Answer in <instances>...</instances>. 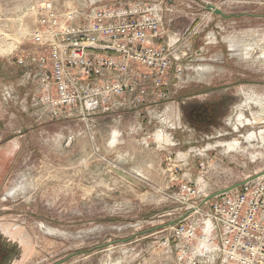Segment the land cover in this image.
Masks as SVG:
<instances>
[{"label":"rangeland","instance_id":"1","mask_svg":"<svg viewBox=\"0 0 264 264\" xmlns=\"http://www.w3.org/2000/svg\"><path fill=\"white\" fill-rule=\"evenodd\" d=\"M38 1L0 0V264H177L167 227L190 209L177 185L196 184L199 203L264 172V137L247 139L264 131V0H51L81 14L149 3L177 50L164 97L116 99L85 116L53 115L37 99V67L17 62L40 49L31 39ZM206 91L233 101L203 136L179 99Z\"/></svg>","mask_w":264,"mask_h":264},{"label":"built area","instance_id":"2","mask_svg":"<svg viewBox=\"0 0 264 264\" xmlns=\"http://www.w3.org/2000/svg\"><path fill=\"white\" fill-rule=\"evenodd\" d=\"M36 12L31 39L40 49L21 53L17 62L37 67V99L53 115L71 108L84 116L109 112L116 99L139 104L166 95L177 50L164 40L161 17L149 3L81 14L60 13L51 0H39ZM177 189L176 199L190 208L167 227L177 264H213L215 253L219 264H264V179L249 178L216 195L206 211V201L193 200L196 184L181 181ZM170 238L160 246H168Z\"/></svg>","mask_w":264,"mask_h":264},{"label":"flooded vegetation","instance_id":"3","mask_svg":"<svg viewBox=\"0 0 264 264\" xmlns=\"http://www.w3.org/2000/svg\"><path fill=\"white\" fill-rule=\"evenodd\" d=\"M210 91L204 92L206 98L193 99L192 94H187L179 100L182 101L183 117L189 128L195 134L207 136L221 126L233 98L223 93L219 97L210 96Z\"/></svg>","mask_w":264,"mask_h":264},{"label":"bare ground","instance_id":"4","mask_svg":"<svg viewBox=\"0 0 264 264\" xmlns=\"http://www.w3.org/2000/svg\"><path fill=\"white\" fill-rule=\"evenodd\" d=\"M253 107H254V105H253ZM261 109V108H260ZM252 111V110H251ZM261 112V111H260ZM259 112V113H260ZM243 113H242V111L241 110H239L237 113H236V118H237V120H238V126L240 125H243V124H245V122H244V120L246 121L247 120V118H245V117H243V115H242ZM263 114V113H262ZM261 114V115H262ZM252 116H251V118L250 119H248L249 121H251V122H255V121H257L258 119H259V117H260V114H258V113H255V112H253L252 114H251ZM245 118V119H244ZM262 118V117H261ZM243 119V120H242ZM263 130V129H262ZM254 135V134H253ZM159 135H157V137H158ZM256 137H259V138H263L264 137V131H260V129H259V132H257V133H255V135L254 136H248L247 137V139H250V138H256ZM232 141V140H231ZM237 141V140H236ZM235 141V142H236ZM244 143V142H243ZM232 145V144H231ZM231 145L230 144H224V147L225 148H227V149H229V148H231ZM233 146V145H232ZM238 149V148H237ZM233 150H235V148L233 149Z\"/></svg>","mask_w":264,"mask_h":264},{"label":"crops","instance_id":"5","mask_svg":"<svg viewBox=\"0 0 264 264\" xmlns=\"http://www.w3.org/2000/svg\"><path fill=\"white\" fill-rule=\"evenodd\" d=\"M168 87V86H167ZM257 174H259V173H254V174H252V175H248V176H246L244 179H242V180H240V181H237V182H232L231 184H229L228 186H225V187H223V188H220V189H216V190H214V191H211V192H209V193H207V194H203L202 195V199L200 200V203L201 202H204L205 201V199L207 198V197H209V196H211V195H213V194H215V193H217V192H220V191H222V190H225V189H227V188H230V187H233V186H239L243 181H245V180H247V179H249V178H253L255 175H257ZM261 179H264V175H262L261 176ZM236 186V187H237ZM198 188V187H197ZM199 190V194H198V196L201 194V190L200 189H198ZM209 200H207L206 202H208ZM206 204V203H205ZM218 261V264L220 263V261L219 260H217Z\"/></svg>","mask_w":264,"mask_h":264},{"label":"water","instance_id":"6","mask_svg":"<svg viewBox=\"0 0 264 264\" xmlns=\"http://www.w3.org/2000/svg\"><path fill=\"white\" fill-rule=\"evenodd\" d=\"M210 7L213 8V9L215 10L216 13L225 16L224 13H223L220 9H218V8H216V7H214V6H210ZM262 175H264V172L255 175L253 178H258V177H261ZM236 186H237V185H236ZM236 186H233V187L227 188V189H225V190H222V191H220V192H217V193H215V194H213V195L207 197V198L205 199V201L209 200V199L212 198V197H215L216 195H218V194H220V193L228 192L229 190L233 189V188L236 187ZM187 213H188V211H187L182 217H184L185 215H187ZM172 223H174V222H170V224H172Z\"/></svg>","mask_w":264,"mask_h":264}]
</instances>
